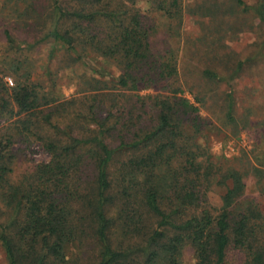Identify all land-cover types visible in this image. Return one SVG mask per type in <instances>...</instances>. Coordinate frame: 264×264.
Returning a JSON list of instances; mask_svg holds the SVG:
<instances>
[{
	"label": "rangeland",
	"instance_id": "374dc122",
	"mask_svg": "<svg viewBox=\"0 0 264 264\" xmlns=\"http://www.w3.org/2000/svg\"><path fill=\"white\" fill-rule=\"evenodd\" d=\"M254 1L243 0L246 5ZM72 3L57 2L64 9ZM134 7L150 44L148 59L131 69L139 78L136 89L118 84L126 72L125 61L92 50L98 42H86V36L80 35L83 27L75 29V52L47 36L55 18V0H0V97L11 102L9 110L0 113V134L13 140L9 147L13 157L3 164L6 171L0 182L1 222L11 216L5 188L27 183L36 166L50 159L44 140L89 138L104 123L109 127L104 134L109 144L130 141L135 132L157 124L155 97L171 102L187 99L196 108L173 110L175 146L165 152L169 171L199 184L207 204L217 209L229 184L217 179L235 169L245 184L237 207L256 205L264 213V24L236 0H177L176 4L168 0L165 10L150 0H136ZM66 26L71 30L70 21ZM167 66L175 70L172 75H166ZM163 69L165 74L159 75ZM16 84L34 90L35 106L29 112H20L12 103ZM27 124L29 131L22 127ZM145 150L139 145L136 154ZM128 156L117 155L113 176ZM190 156L200 165L198 173ZM86 175L88 180V167ZM167 176V172L155 175L162 191ZM115 204L111 213L119 202ZM144 223L154 225L153 219L144 218ZM112 239L116 247L140 242L123 238L118 231ZM97 252L95 240L86 232L66 247L73 264H95ZM0 264H8L1 244ZM181 264H195L189 245L182 251Z\"/></svg>",
	"mask_w": 264,
	"mask_h": 264
},
{
	"label": "trees",
	"instance_id": "16d2710c",
	"mask_svg": "<svg viewBox=\"0 0 264 264\" xmlns=\"http://www.w3.org/2000/svg\"><path fill=\"white\" fill-rule=\"evenodd\" d=\"M150 1L161 10L168 4V0ZM57 2L47 36L75 52V29L83 27L80 35L86 36L85 41L98 42L92 50L125 61L126 72L118 84L136 89L139 78L131 69L146 61L150 52L148 31L134 7L136 0H72L66 9ZM236 3L264 24V0L252 5L243 0ZM165 69H169L167 76L175 71L169 66ZM11 99L20 112H29L36 101L34 90L23 84L12 88ZM228 104L230 112L231 101ZM10 105L0 97L1 114ZM155 106L157 124L117 145L105 140L109 127L104 123L89 138L44 140L50 159L36 166L27 183L5 188L11 216L0 221V244L8 264H73L66 247L79 242L85 232L98 247L95 264H181L187 245L193 248L195 264H264V213L256 205L237 207L245 188L242 174L230 169L219 175L217 182L228 180L229 184L220 197V207H210L199 184L169 171L170 164L166 166L169 158L165 152L175 146L173 110L177 106L184 111L196 108L187 99L171 102L162 97H155ZM22 127L29 131L31 126ZM12 144L9 134H0V182L6 171L3 164L13 157ZM139 145L146 149L141 155L136 154ZM122 153L129 156L113 176L112 163ZM194 158L190 156V165L198 173L200 165H195ZM162 172L168 173L164 191L155 177ZM195 179L200 180L199 174ZM204 179L208 181L209 175ZM144 218L153 219L154 225L145 224ZM117 231L123 238L140 242L116 247L112 235Z\"/></svg>",
	"mask_w": 264,
	"mask_h": 264
},
{
	"label": "built area",
	"instance_id": "2783aa9c",
	"mask_svg": "<svg viewBox=\"0 0 264 264\" xmlns=\"http://www.w3.org/2000/svg\"><path fill=\"white\" fill-rule=\"evenodd\" d=\"M8 83H12V80L10 78H7Z\"/></svg>",
	"mask_w": 264,
	"mask_h": 264
}]
</instances>
